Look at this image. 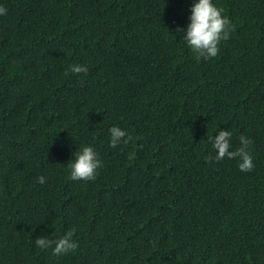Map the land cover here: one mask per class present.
Listing matches in <instances>:
<instances>
[{
    "label": "trees",
    "instance_id": "1",
    "mask_svg": "<svg viewBox=\"0 0 264 264\" xmlns=\"http://www.w3.org/2000/svg\"><path fill=\"white\" fill-rule=\"evenodd\" d=\"M195 2L0 0V264H264V0H212L235 31L209 60ZM221 131L252 171L205 159ZM85 146L102 167L73 181Z\"/></svg>",
    "mask_w": 264,
    "mask_h": 264
},
{
    "label": "clouds",
    "instance_id": "2",
    "mask_svg": "<svg viewBox=\"0 0 264 264\" xmlns=\"http://www.w3.org/2000/svg\"><path fill=\"white\" fill-rule=\"evenodd\" d=\"M7 9L0 6V16L6 15ZM189 22L186 28V34L183 40L188 47L196 55L197 59L209 60L218 56L222 41H227L230 38V33L235 31V27L231 21L223 15V9L212 3V0H196L191 7V15L188 18ZM180 31V29H178ZM89 69L83 65H72L71 72L74 74H87ZM110 143L112 148L117 147L121 142L127 145L133 140L126 131L119 127L113 126L109 129ZM231 132L221 131L212 143V147L217 150L216 156H211L205 159L211 163L213 159L219 162L225 158L235 159L239 157L240 163L238 167L242 172H250L255 167L253 157L249 152V146L253 141L243 135L240 136V147L235 151H229L232 145L230 144ZM75 159L68 164L71 169L70 178L73 181H94L98 175V169L102 167V163L98 158L97 152L90 146H85L75 152ZM129 160H133L134 154H128ZM40 184L45 183L44 177H38ZM76 232L75 228L70 229L61 238L51 241L44 237L37 238L35 244L41 249L49 247L53 248V255L60 256L69 252H74L78 244L73 240Z\"/></svg>",
    "mask_w": 264,
    "mask_h": 264
}]
</instances>
